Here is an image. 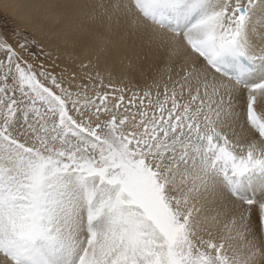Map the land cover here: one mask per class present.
<instances>
[{"label":"snow or ice","instance_id":"6c2138e0","mask_svg":"<svg viewBox=\"0 0 264 264\" xmlns=\"http://www.w3.org/2000/svg\"><path fill=\"white\" fill-rule=\"evenodd\" d=\"M21 7L0 31V264H264V0ZM129 51L147 68L117 76Z\"/></svg>","mask_w":264,"mask_h":264},{"label":"bare ground","instance_id":"6f19581e","mask_svg":"<svg viewBox=\"0 0 264 264\" xmlns=\"http://www.w3.org/2000/svg\"><path fill=\"white\" fill-rule=\"evenodd\" d=\"M77 2H84V0H0V8L7 11L15 19L22 23H25L26 18L34 11L32 9L22 8L21 5L24 4H52V5H66ZM56 11V10H54ZM7 13V14H8ZM72 13H69V20L61 26V29L64 32L63 39H60L59 42L66 46L69 57H77L83 54V50L80 45V31L77 28V21L72 19ZM22 25V24H21ZM71 61V60H69ZM131 61V66H130ZM141 67L147 68V65H141L136 59L134 52L129 51L123 59L120 57L116 58V74L120 76L121 74H135L139 75Z\"/></svg>","mask_w":264,"mask_h":264},{"label":"rangeland","instance_id":"374dc122","mask_svg":"<svg viewBox=\"0 0 264 264\" xmlns=\"http://www.w3.org/2000/svg\"><path fill=\"white\" fill-rule=\"evenodd\" d=\"M7 11L2 10V8H0V31L3 30H10L13 27L16 26H21V27H25V23H22L15 19V17H11L12 15L10 13H8ZM22 24V25H21ZM71 62V61H69Z\"/></svg>","mask_w":264,"mask_h":264}]
</instances>
